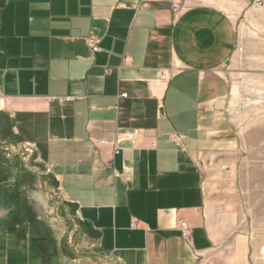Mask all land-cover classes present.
<instances>
[{
    "label": "crops",
    "instance_id": "crops-1",
    "mask_svg": "<svg viewBox=\"0 0 264 264\" xmlns=\"http://www.w3.org/2000/svg\"><path fill=\"white\" fill-rule=\"evenodd\" d=\"M187 2L0 0L9 264H205L222 241L231 219L211 208L205 167L232 142L206 111L226 94L235 24L227 0ZM29 192L41 211L54 199L79 252Z\"/></svg>",
    "mask_w": 264,
    "mask_h": 264
},
{
    "label": "rangeland",
    "instance_id": "rangeland-1",
    "mask_svg": "<svg viewBox=\"0 0 264 264\" xmlns=\"http://www.w3.org/2000/svg\"><path fill=\"white\" fill-rule=\"evenodd\" d=\"M226 6L235 24L236 42L222 69L226 94L211 101L206 114L214 118L211 130L223 132L232 146L221 154L210 153L205 180L211 208L227 214L231 222L205 264H264V0H227ZM35 189L42 187L38 184ZM23 198L34 216L47 221L62 247L80 251L68 232L70 225L55 217L61 215L53 209L54 199L49 198L47 209L41 211L43 204L33 193ZM18 200L8 196L0 204ZM10 249L9 239L0 231V264H9Z\"/></svg>",
    "mask_w": 264,
    "mask_h": 264
},
{
    "label": "built area",
    "instance_id": "built-area-1",
    "mask_svg": "<svg viewBox=\"0 0 264 264\" xmlns=\"http://www.w3.org/2000/svg\"><path fill=\"white\" fill-rule=\"evenodd\" d=\"M171 4H172V9L174 11H178V10L184 9V8L188 7V5H189L187 0H171ZM87 41H88L89 45L91 46L92 51H96L97 47H96L93 39H88ZM126 95H127L126 93H121L120 96L121 97H126ZM135 136H136V132H133V133L128 134L127 138L134 139ZM176 142L179 143L178 139L176 140ZM24 150H25V152L31 151L32 147L30 145H25L24 146ZM180 226H181V228H185L186 224L183 222V223L180 224Z\"/></svg>",
    "mask_w": 264,
    "mask_h": 264
}]
</instances>
